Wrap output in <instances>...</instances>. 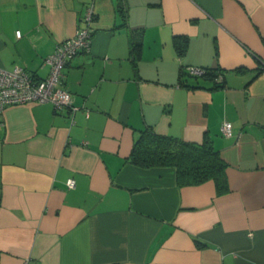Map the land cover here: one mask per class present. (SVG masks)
Instances as JSON below:
<instances>
[{
  "label": "crops",
  "instance_id": "0c3cea01",
  "mask_svg": "<svg viewBox=\"0 0 264 264\" xmlns=\"http://www.w3.org/2000/svg\"><path fill=\"white\" fill-rule=\"evenodd\" d=\"M89 7L90 47L62 68L77 110L0 114V264H264V0H0V67L46 77ZM187 66L220 86H186ZM147 127L207 135L228 190L131 163Z\"/></svg>",
  "mask_w": 264,
  "mask_h": 264
},
{
  "label": "trees",
  "instance_id": "16d2710c",
  "mask_svg": "<svg viewBox=\"0 0 264 264\" xmlns=\"http://www.w3.org/2000/svg\"><path fill=\"white\" fill-rule=\"evenodd\" d=\"M93 18V17H92ZM181 49V46L178 47ZM194 81L189 87H203L201 79L212 81L213 86H220L218 80L221 72L203 68L200 75L185 73ZM129 161L137 166L148 168L154 166H170L176 169V180L179 186L200 184L206 180H213L218 194L228 190L225 175L226 162L219 152L214 149L211 140L204 137L202 142H188L169 135H160L147 127L143 129L135 140Z\"/></svg>",
  "mask_w": 264,
  "mask_h": 264
},
{
  "label": "built area",
  "instance_id": "2783aa9c",
  "mask_svg": "<svg viewBox=\"0 0 264 264\" xmlns=\"http://www.w3.org/2000/svg\"><path fill=\"white\" fill-rule=\"evenodd\" d=\"M92 7H89L84 18L85 26L76 30V33L62 42L58 43L44 62L49 65V72L44 78H35L31 73L21 66H14L11 70L0 67V114L4 108L12 104L21 103H51L54 108L67 107L72 115L77 107L72 104L71 93L61 85L63 77L62 68L66 62L81 51H88L92 33L91 19ZM17 35L18 32H17ZM189 74L200 75L203 68L187 66ZM222 77L219 76L218 80ZM224 136H231L230 122L224 121L221 126ZM73 178L66 180L69 188L74 187Z\"/></svg>",
  "mask_w": 264,
  "mask_h": 264
}]
</instances>
